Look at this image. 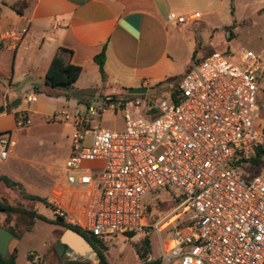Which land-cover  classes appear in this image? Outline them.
<instances>
[{"label": "built area", "instance_id": "built-area-1", "mask_svg": "<svg viewBox=\"0 0 264 264\" xmlns=\"http://www.w3.org/2000/svg\"><path fill=\"white\" fill-rule=\"evenodd\" d=\"M168 19L188 22L176 14ZM237 60L212 52L193 61L167 99L106 97L75 114L50 117L73 129L63 177L91 191L81 224L88 233L102 239L147 236L143 200L164 191L189 216L174 239L161 241L159 264H264V171L244 177L237 170L264 147V122L258 128L263 63L247 51ZM105 113H121L122 132L102 127ZM31 125L28 113H20L16 128ZM11 148L10 134H0V160L8 159ZM54 214L69 219L60 207ZM31 256L33 263L42 260Z\"/></svg>", "mask_w": 264, "mask_h": 264}, {"label": "crops", "instance_id": "crops-1", "mask_svg": "<svg viewBox=\"0 0 264 264\" xmlns=\"http://www.w3.org/2000/svg\"><path fill=\"white\" fill-rule=\"evenodd\" d=\"M22 2L28 6L19 13ZM235 2L232 14V0H0V134L11 136L9 157L24 163L36 134L60 144V134L48 121L68 111V99L63 91L48 90L44 82L60 49L72 52L65 63L83 69L76 86L88 69L98 68L95 57L104 50L107 85H123L128 91L180 81L192 62L200 60L199 53L202 59L213 52L207 46L203 51V39L230 30ZM171 14L186 17L187 24L170 22ZM109 91L102 96L112 97ZM29 95L35 98L31 103L26 101ZM18 100L21 103L12 107ZM58 104L62 108L49 114L48 108ZM77 110L83 111L80 102ZM22 112L28 113L32 125L19 130L17 116ZM70 147L71 142L69 154ZM7 171L0 170V178L22 182L17 169ZM1 189L10 188L0 181ZM63 247L67 253L70 245L63 242Z\"/></svg>", "mask_w": 264, "mask_h": 264}, {"label": "rangeland", "instance_id": "rangeland-1", "mask_svg": "<svg viewBox=\"0 0 264 264\" xmlns=\"http://www.w3.org/2000/svg\"><path fill=\"white\" fill-rule=\"evenodd\" d=\"M230 25V30H220L214 35L210 34L209 37L204 38L203 51L204 46H207V50L211 49L213 52L228 54L234 62H238L237 59L241 53L247 51L260 58L264 71V0H236L235 16L230 21ZM231 33L233 37H231ZM201 57L202 53H199L197 58L201 59ZM93 69L94 71L88 69L78 86L76 84L73 86L74 89L68 99L69 107L65 108L72 114L77 112L78 102H80L83 110L96 100L102 102L104 99L102 93L106 90H110L111 96L115 99L130 98L123 85H107L98 72V68L94 67ZM189 70L190 67L186 69L183 76ZM36 75L38 76V72ZM173 80L166 81L161 86L156 85L147 88L148 92L143 97L150 100L169 98L180 82L178 79ZM77 87L87 89L81 98L72 95V93L77 92ZM47 89L50 88L47 87ZM259 100L261 101V113L258 128L264 122V74L261 78ZM60 108L62 106L58 104L49 107L48 112L53 115ZM48 123L53 124L52 128L60 134V144L52 145L45 137L36 134L28 146L29 152L24 155V163L11 157L5 161L0 160V170H8L7 172H9L10 169H17L19 178L22 180V182H17L20 186L15 189H1L0 197L7 198L14 205L22 204L29 210L37 211L44 218L37 219L32 230L27 231L19 215H12L8 222L7 215L0 214V224H7L12 227L15 223L19 225L18 233L20 236L11 241L9 251L10 253L17 251V264H61L73 258L85 257H87L86 260L99 261L96 253H88L80 257L74 252L72 254L64 252L60 257L57 252L58 245L61 240H64L68 229L59 224V219L54 214L55 207H60L68 218L85 224L92 195L89 189L68 185L63 177V169L69 155L72 127L67 123L51 121ZM102 127L122 132L124 126L121 113L116 116L105 113ZM41 141H43L42 145H40ZM255 171L258 170L255 169ZM241 175L245 177V171H242ZM11 180L13 181L12 178ZM28 196L46 199L51 206L48 207L42 203L31 201ZM180 203V200H175L173 196L164 191L145 197L143 204L146 209L147 224L150 226L149 234L134 238L123 235L107 238L108 251L106 257L109 264H147L160 261L163 257L161 241L166 243L174 239L176 229H180L189 216L183 207H179ZM156 225L161 229L160 235L155 229ZM147 239L149 245L145 243ZM80 248L85 249L83 246ZM31 253L41 256L42 260L39 263H33L34 257L31 256Z\"/></svg>", "mask_w": 264, "mask_h": 264}, {"label": "trees", "instance_id": "trees-1", "mask_svg": "<svg viewBox=\"0 0 264 264\" xmlns=\"http://www.w3.org/2000/svg\"><path fill=\"white\" fill-rule=\"evenodd\" d=\"M233 2L234 0H232V6H231L232 14L234 12ZM27 6H28L27 2H22L17 7V11L19 13H22ZM231 37H233L232 33H231ZM66 54L72 55V52L65 49H60L58 53L54 56L46 72L44 82L45 85L48 88H50L48 90L63 91L65 92L66 98L69 99L70 94L74 89L73 86L80 79L83 69L73 64L65 63L64 57L66 56ZM105 61H106V53L104 50L100 55L95 57V63L98 65L99 72L103 80H105L106 78ZM161 85L162 84H159L158 86ZM72 95L81 98V96L84 95V92L81 91L74 92L72 93ZM129 97L132 98L134 96L129 95ZM2 111L3 110L0 109V112ZM8 111H11V108H8ZM255 169H257L258 171H255ZM237 170L240 174L242 171H245L246 173L245 177H252L257 173L264 171V147L258 148L255 151L253 157H251L249 160H244L240 162L238 164ZM0 181H2L10 189H15L16 187L20 186L18 183L12 181L7 177H1ZM28 199L34 202L42 203L48 207L51 206L46 199H43L38 196H28ZM0 214H6L8 222L10 221L9 219L12 217V215L15 214L19 215L20 220L23 223V225L26 227L27 231L32 230L37 219H44L38 214L37 211L29 210L25 208L24 205L22 204L14 205L5 197H0ZM58 219H59V224L63 228L68 230H73L79 233L80 235H82L87 240V242L93 247L95 253L99 257L98 264H109L106 257V252L108 251L106 245V241H107L106 239L98 238L91 235L86 231L83 225H81L78 221L72 218H69L68 220H64L58 217ZM0 227H4L8 231H10L14 235V238H18L20 236L18 233V227H19L18 223H15L13 227L7 224L4 225L0 224ZM126 236H128L129 238L135 237V235L133 234H128ZM145 243L149 245L148 239L145 240ZM17 257H18L17 251L10 253L8 258H4L3 256L0 255V264H17ZM71 263L72 261L69 260L61 264H71ZM87 264H91V263H87ZM147 264H159V261H155Z\"/></svg>", "mask_w": 264, "mask_h": 264}, {"label": "water", "instance_id": "water-1", "mask_svg": "<svg viewBox=\"0 0 264 264\" xmlns=\"http://www.w3.org/2000/svg\"><path fill=\"white\" fill-rule=\"evenodd\" d=\"M127 92H128V95H131V96H141V95H145L148 92V89L147 88H131V89H128ZM20 103H21V101L18 100L12 104V107L16 108ZM65 238L79 241L82 244H84L87 248V252L82 253V252H79L75 248L70 246L68 248L67 254H72L74 252V253H76V255L82 257V256L87 255L88 253H95L93 247L79 233H77L73 230H68L65 237H64L63 242H66ZM13 239H14V235L10 231H8L4 227H0V255L3 256L4 258H8L10 255L9 246H10V243ZM63 242H60L58 245V248H57V251H58L60 256H62L64 254V251H65V249L63 247Z\"/></svg>", "mask_w": 264, "mask_h": 264}, {"label": "bare ground", "instance_id": "bare-ground-1", "mask_svg": "<svg viewBox=\"0 0 264 264\" xmlns=\"http://www.w3.org/2000/svg\"><path fill=\"white\" fill-rule=\"evenodd\" d=\"M65 241L68 244H70L71 247L75 248L77 251L82 252V253L87 252L86 246L84 244H82L81 242L73 240V239H68V238H65ZM80 246L81 247L83 246L85 249L83 250L82 248H80Z\"/></svg>", "mask_w": 264, "mask_h": 264}]
</instances>
